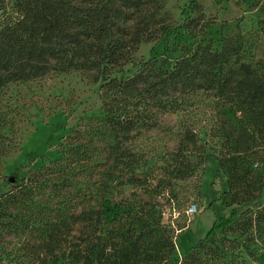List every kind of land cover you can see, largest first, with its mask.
<instances>
[{
  "label": "trees",
  "instance_id": "1",
  "mask_svg": "<svg viewBox=\"0 0 264 264\" xmlns=\"http://www.w3.org/2000/svg\"><path fill=\"white\" fill-rule=\"evenodd\" d=\"M159 1L0 0V93L11 84L52 72H79L100 84L102 101V117L79 124L57 159L29 170L14 184L0 171V180L9 186L0 191V264H170L169 236L156 250H145L146 234L154 232L149 224L150 230L142 229L115 254L106 239L114 219L135 211L133 203L116 202L115 194L128 187H148L153 179L135 140L158 130V116L178 111L186 96L208 93L234 109L238 127L222 125L216 135L224 149L219 163L228 170L231 187L251 171L248 155L264 138V64L247 58L238 37L212 46L200 38L194 19L184 25L188 42L168 44L171 27L166 26L160 32V56L136 63L132 54L137 46L153 39L149 21H154L152 11L161 8ZM130 63L137 68L131 76L113 75ZM3 129L0 126V159L6 154ZM176 136L173 152L165 158V174L156 185L162 189L156 198L166 195L173 204L166 183L192 177L208 160L202 146L195 156L199 162H189V146L197 145L189 126L180 127ZM98 141L104 144L100 152L94 145ZM95 166L97 184L91 183L92 171L84 169ZM230 198L236 199L234 194ZM172 206L169 211L175 210ZM238 222L222 218L215 226L224 230ZM250 225L259 235L264 230L260 221ZM210 238L199 240L182 264H249L244 256L256 262L263 257L245 245L240 252L217 247Z\"/></svg>",
  "mask_w": 264,
  "mask_h": 264
},
{
  "label": "rangeland",
  "instance_id": "2",
  "mask_svg": "<svg viewBox=\"0 0 264 264\" xmlns=\"http://www.w3.org/2000/svg\"><path fill=\"white\" fill-rule=\"evenodd\" d=\"M159 4L161 8L152 11L154 21H149L150 38L153 39L137 46L132 54L136 63L153 55L160 56L164 45L159 41L163 36L160 32L166 26L171 27L167 31L168 44L176 46L188 42L184 25L194 19L197 30H201L200 38L212 46H219L226 37H238L246 46L247 58L264 64V0H160ZM136 69L130 63L122 72H113V75L126 78ZM100 96V84H93L88 74L79 72H52L43 78L4 88L0 93V126L6 135L3 144L6 154L0 159L2 178L8 183L11 176L26 177L29 170L57 159L67 136L79 124L86 119L102 117ZM179 106L175 113L158 116V130L144 133L135 140V146L145 152L153 179L148 187H128L115 194L116 202L133 203L135 211L113 220L106 239L108 248L115 249V254L134 242L149 224L154 232L146 234L145 250H156L161 247L164 236H169L173 246L167 257L170 264H182L197 242L207 236L215 246L235 249V252H240L242 245L249 246L257 257H263L259 262L245 256L244 259L249 264H264V230L259 235L250 225L257 220L264 226V138L248 155L247 167L251 171L247 177L241 175L231 187L228 170L219 163L221 152H224L223 141L216 135L222 125L237 128L238 115L208 93L186 96ZM184 126H189L197 139L196 148L189 146V162H199V157L195 156L202 146L208 160L192 177L170 179V183H166L164 190L174 200L173 204L166 201V195L156 198L162 191L156 185L165 174V158L173 152L176 132ZM94 145L96 152L104 146L101 141ZM231 145L234 146L233 141ZM144 168L147 170L146 165ZM84 169L92 171L91 183L97 184L98 168ZM7 183L0 180V191L9 188ZM231 194L236 198L234 201ZM191 205L197 206V213L188 215ZM169 206L175 210L169 211ZM222 218L239 222L221 230L215 224ZM165 243L163 248L167 252V240ZM204 257L207 258V254ZM154 260L150 263L156 262Z\"/></svg>",
  "mask_w": 264,
  "mask_h": 264
},
{
  "label": "built area",
  "instance_id": "3",
  "mask_svg": "<svg viewBox=\"0 0 264 264\" xmlns=\"http://www.w3.org/2000/svg\"><path fill=\"white\" fill-rule=\"evenodd\" d=\"M188 215H193L197 213V206L196 205H191L188 210H187Z\"/></svg>",
  "mask_w": 264,
  "mask_h": 264
},
{
  "label": "water",
  "instance_id": "4",
  "mask_svg": "<svg viewBox=\"0 0 264 264\" xmlns=\"http://www.w3.org/2000/svg\"><path fill=\"white\" fill-rule=\"evenodd\" d=\"M15 179H16L15 176H11V177L8 179V181H9V183L14 184V183H15Z\"/></svg>",
  "mask_w": 264,
  "mask_h": 264
}]
</instances>
